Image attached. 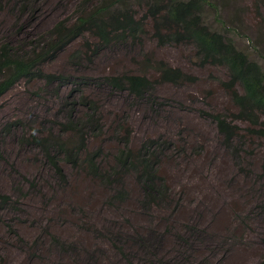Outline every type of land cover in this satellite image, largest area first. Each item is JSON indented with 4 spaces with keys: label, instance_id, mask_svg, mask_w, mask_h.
Instances as JSON below:
<instances>
[{
    "label": "rangeland",
    "instance_id": "1",
    "mask_svg": "<svg viewBox=\"0 0 264 264\" xmlns=\"http://www.w3.org/2000/svg\"><path fill=\"white\" fill-rule=\"evenodd\" d=\"M82 1L30 0L24 14L17 0L4 1L0 44L40 40L61 20L75 19ZM208 1L214 8L205 7L204 24L264 69V0ZM145 3L127 1L139 16ZM88 42L86 35L45 72L89 78L83 95L99 103L108 124L127 118L136 150L150 139L167 141L160 178L170 194L147 206L131 177L126 200L116 201L63 160L70 183L61 186L35 143L58 135L62 104L73 88L23 81L0 100V194L13 202L0 214V264H264V139L249 136L246 124L235 142L219 134L209 114L234 110L220 86L225 72L201 68L191 44L160 46L150 24L137 43H113L96 56ZM146 58L199 80L156 85L154 105L105 85L106 76L139 72ZM114 147L105 151V162Z\"/></svg>",
    "mask_w": 264,
    "mask_h": 264
},
{
    "label": "trees",
    "instance_id": "2",
    "mask_svg": "<svg viewBox=\"0 0 264 264\" xmlns=\"http://www.w3.org/2000/svg\"><path fill=\"white\" fill-rule=\"evenodd\" d=\"M4 1L0 0V7ZM17 1L16 7L24 14L30 0ZM127 1L83 0L75 19L61 20L40 40L24 47L12 42L1 43L0 100L23 81L41 82L49 87H72L70 96L62 104L64 118L59 119L58 135L41 136L35 143L43 151L58 183L61 186L70 183L61 166L63 160L72 171L107 187L113 200L125 201L126 180L133 177L144 202L151 206L170 194L160 178V160L168 148L167 141L150 139L136 150L132 143L134 130L127 118L119 116L113 124H108L99 103L83 95V88L90 86L89 78L46 73L44 67L86 35L92 38L87 46L96 56L113 43H137L150 24L160 46L191 44L201 68L209 66L225 72L220 86L229 93L234 110L226 115L213 112L209 116L229 143L239 137L241 124L247 125L249 136L264 139V69L238 50L231 39L204 24L205 7L209 4L214 8L208 0H146L141 16ZM89 3L93 5L92 10L87 7ZM142 65L139 72L109 75L103 81L111 90L154 105L150 92L156 85L179 86L196 84L199 80L164 61L146 58ZM96 134L101 142L93 148ZM107 136H116L117 141L107 140ZM111 144L115 147L105 162L103 155ZM11 203V196L0 194V214L7 212Z\"/></svg>",
    "mask_w": 264,
    "mask_h": 264
},
{
    "label": "bare ground",
    "instance_id": "3",
    "mask_svg": "<svg viewBox=\"0 0 264 264\" xmlns=\"http://www.w3.org/2000/svg\"><path fill=\"white\" fill-rule=\"evenodd\" d=\"M198 189V188H197ZM207 192V191H206ZM203 196V195H202ZM200 197V196H199ZM199 200V199H198ZM203 200V199H202ZM207 204V203H206ZM209 206V205H208ZM214 206V205H213ZM212 206V207H213ZM210 207V206H209ZM194 209V208H193ZM185 210H186V208H185ZM190 211V210H189ZM186 212V211H185ZM188 212V211H187ZM181 214V213H180ZM180 214H179V216H180ZM130 217V216H129ZM178 217V216H177ZM208 218V217H207ZM211 219V218H210ZM202 221V220H201ZM204 222V221H203ZM201 225V224H200Z\"/></svg>",
    "mask_w": 264,
    "mask_h": 264
}]
</instances>
